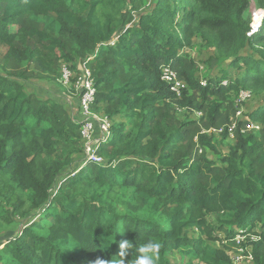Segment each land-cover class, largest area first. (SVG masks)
<instances>
[{"label": "trees", "instance_id": "1", "mask_svg": "<svg viewBox=\"0 0 264 264\" xmlns=\"http://www.w3.org/2000/svg\"><path fill=\"white\" fill-rule=\"evenodd\" d=\"M249 6L0 0V233L31 217L0 248V263L135 264L138 248L153 241L157 264H174V251L185 264H232L214 241L222 235L233 244L241 234L249 235L251 264H264V126L243 132L250 121L264 125V105L238 121L232 100L242 89L264 93V19L249 35ZM204 33L238 76L203 85L198 62L181 48ZM64 61L74 71L87 61L97 88L92 110L113 122L98 149L103 163L81 168V125L70 106L27 90L32 79L62 85ZM164 65L188 84L181 97L161 78ZM234 122L235 143L220 153Z\"/></svg>", "mask_w": 264, "mask_h": 264}, {"label": "rangeland", "instance_id": "2", "mask_svg": "<svg viewBox=\"0 0 264 264\" xmlns=\"http://www.w3.org/2000/svg\"><path fill=\"white\" fill-rule=\"evenodd\" d=\"M148 4H147V8L150 9L151 4L150 6ZM147 10L148 9H146L145 11ZM246 16L247 19L250 20L251 30L254 27L258 26L260 22L263 23L264 8L258 5V0H250V6L246 13ZM213 40L214 38H211V35L207 33L193 34L189 37V40H186L184 42V46L181 48L182 52L188 54L190 57H192L198 62L199 69L197 76L199 79L202 80L201 81L202 83L207 81L210 77H220L225 72L232 75V77L238 76L237 69L231 68V66H229V61L219 60L218 46L215 44ZM212 58L213 60L210 61V59ZM75 69H78V66H76ZM225 80L226 81H224V83H228L227 79ZM67 89L69 88L62 86L60 82H58V79L56 81L32 79L27 83V90L34 92L37 95H40V97L44 99H47V97H52L57 101L60 102L64 101L67 107L70 106L71 112H73V116L75 117V120H78L77 117L79 112L78 102L77 100H75V98H78V96L75 95L72 90L68 91ZM240 91L238 93H234V92L232 93L233 94L232 100L234 102L235 109L238 110L240 108V110L242 111V114L240 115L241 120H245L248 119V115L254 109L264 105V93L255 94L253 91L249 90L251 91V97L246 102L239 101L237 103V100H239L238 95L240 94ZM71 97L74 99L71 100ZM178 113L182 117L187 115L190 116V118L192 119H198L201 115L200 112L199 113L194 112L190 114L188 111L183 109H179ZM236 119H237V113H236ZM255 123L260 124L262 127L264 126L260 122H255ZM216 138L218 140L221 139V134L220 135L216 134ZM234 143H235L234 137L229 136L226 139L225 144L220 145L218 147L219 152L220 153L229 152V145ZM208 156L211 159H215V160H218L221 157L219 153H215L211 150H208ZM81 162L82 159H80V164ZM58 181H61V179H59ZM57 183L59 184V182ZM30 219L31 217L18 219L8 229L2 231L0 233V248H2L7 243V241L10 240V238H14L17 235H19L21 229ZM188 232L191 235H196V232L193 231H188ZM248 236L249 235L245 237L237 235L234 238L235 243L230 244L227 242L226 238L221 235L219 240L214 241V245L220 248L224 247L227 249L228 253L231 256L232 264H251L253 260L250 257L251 251L249 247ZM169 257L174 264H185V260L183 259L181 253L179 252L176 251L171 252Z\"/></svg>", "mask_w": 264, "mask_h": 264}, {"label": "built area", "instance_id": "3", "mask_svg": "<svg viewBox=\"0 0 264 264\" xmlns=\"http://www.w3.org/2000/svg\"><path fill=\"white\" fill-rule=\"evenodd\" d=\"M254 27L249 33V35L256 32L260 26ZM89 60V59H88ZM61 83L63 86L69 89H73V93L78 96L79 102V112L80 117L77 122L81 125V134L83 139V155L84 159L81 163V168L88 163H103L105 159L103 156L99 155L98 149L100 146L109 140L113 131V122L105 114L95 112L92 110V106L96 101L97 88L95 85V79L93 77L91 69L86 62L78 64L77 71H74L71 68V65L67 62L61 63ZM161 78L170 86V89L178 96L183 95V91L188 89V84L179 78L174 69L169 65H164L161 69ZM207 82H203V85L206 86ZM227 84V83H224ZM251 97V91L242 90L238 95L239 100L237 103L246 102ZM74 98L71 97V100ZM242 111L240 108L237 110V119L241 120ZM237 122V121H236ZM236 122L230 127L231 137H233V131L236 128ZM262 126L255 122H249L246 125V128L243 130H249L253 132H259ZM223 131V128L216 129L214 132L220 135ZM79 169L76 171L78 172ZM74 175V172H73ZM244 234V231H241ZM239 236H244L238 234ZM252 258V255H250Z\"/></svg>", "mask_w": 264, "mask_h": 264}, {"label": "clouds", "instance_id": "4", "mask_svg": "<svg viewBox=\"0 0 264 264\" xmlns=\"http://www.w3.org/2000/svg\"><path fill=\"white\" fill-rule=\"evenodd\" d=\"M121 248H125L127 246V242L121 243ZM160 245L153 241H148L147 243L141 245L138 248V252L140 255L137 257L135 264H157L159 259ZM115 264H123V261H117Z\"/></svg>", "mask_w": 264, "mask_h": 264}, {"label": "crops", "instance_id": "5", "mask_svg": "<svg viewBox=\"0 0 264 264\" xmlns=\"http://www.w3.org/2000/svg\"><path fill=\"white\" fill-rule=\"evenodd\" d=\"M78 109H79V107H78ZM77 117H78V118L80 117V112H78V115H77Z\"/></svg>", "mask_w": 264, "mask_h": 264}]
</instances>
